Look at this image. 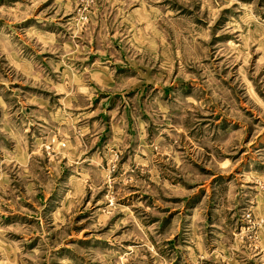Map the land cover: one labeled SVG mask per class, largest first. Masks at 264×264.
<instances>
[{
    "label": "rangeland",
    "instance_id": "obj_1",
    "mask_svg": "<svg viewBox=\"0 0 264 264\" xmlns=\"http://www.w3.org/2000/svg\"><path fill=\"white\" fill-rule=\"evenodd\" d=\"M0 264H264V0H0Z\"/></svg>",
    "mask_w": 264,
    "mask_h": 264
}]
</instances>
